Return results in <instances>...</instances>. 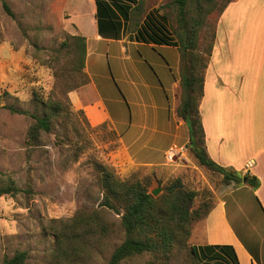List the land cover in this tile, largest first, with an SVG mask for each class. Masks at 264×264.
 Listing matches in <instances>:
<instances>
[{
  "label": "rangeland",
  "instance_id": "rangeland-1",
  "mask_svg": "<svg viewBox=\"0 0 264 264\" xmlns=\"http://www.w3.org/2000/svg\"><path fill=\"white\" fill-rule=\"evenodd\" d=\"M77 1L84 5L76 4ZM136 1L140 5L125 24V36L149 11L157 9L175 32L177 12L170 4L172 0ZM228 1L231 0H215L214 11L199 32V53L209 45L216 18ZM3 2L12 15L6 13ZM92 6L93 0H0V186L11 180L19 188L15 195L0 196V264L19 251L26 253L23 264H106L124 239V232L121 210L103 204L99 166L121 180L145 181L149 192L158 188L155 197L178 179L184 188L195 192L191 208L200 211L214 203L224 184L218 172L198 163L189 141L181 159H165L170 146H184L185 134L177 131L172 109L115 112L124 120L125 131L131 128L133 138L135 134L146 136L134 124L138 127L143 122L149 126L154 117L158 128L167 131L158 139L156 152L139 156L157 165H143L117 158L119 135L111 123L91 126L84 113L73 108L69 92L82 86L87 78L74 68L72 36L79 34L75 18L82 13L79 23L92 20ZM118 47L110 41L99 44L102 68L107 72L115 61L111 55L116 54ZM150 54L154 59L136 51V56L152 68L164 60L160 50L151 49ZM44 102L60 107L51 116V131L41 133L39 140L30 145L26 135L34 122L31 114L53 112ZM75 220L80 225L75 226ZM200 220L190 226L197 236L194 233L192 238L190 231L188 238L176 242L166 256L145 253L119 264H205L199 263L189 249L200 241ZM59 232L66 233L61 245L56 238Z\"/></svg>",
  "mask_w": 264,
  "mask_h": 264
},
{
  "label": "crops",
  "instance_id": "crops-1",
  "mask_svg": "<svg viewBox=\"0 0 264 264\" xmlns=\"http://www.w3.org/2000/svg\"><path fill=\"white\" fill-rule=\"evenodd\" d=\"M76 4L84 5L81 1ZM89 10L92 20L82 18L79 23L82 13L75 18L79 35L86 38L87 82L69 92L71 105L84 113L91 126L111 123L119 135L115 152L119 160L157 165L139 156L148 157L156 152L158 139L167 131L158 128L154 117L149 126L143 122L138 127L134 124L146 136L135 134L133 138L131 128L125 131L124 120L115 112L172 109L176 129L184 132L182 144L186 146L188 126L176 113L179 52L175 46L101 34L95 3ZM103 41L119 45L116 54L111 55L115 61L110 72L101 64L98 48ZM151 49L160 50L164 59L155 63L154 68L136 56V51H140L154 59ZM199 113L209 157L219 166L255 177L258 186L252 187L246 181L239 185L233 181L222 184L212 209L199 221L198 245L230 244L239 264H264V0H231L218 14ZM194 233L191 231V237Z\"/></svg>",
  "mask_w": 264,
  "mask_h": 264
},
{
  "label": "trees",
  "instance_id": "trees-1",
  "mask_svg": "<svg viewBox=\"0 0 264 264\" xmlns=\"http://www.w3.org/2000/svg\"><path fill=\"white\" fill-rule=\"evenodd\" d=\"M228 1L220 13L229 3ZM95 17L98 31L109 33L115 39L124 35L125 24L132 17L133 10L140 4L136 0H94ZM176 8L177 27L173 33L166 16L157 14V10L149 11L136 29L128 34L129 40L153 45L175 46L179 52V102L177 116L187 124L189 130V148L200 165L218 172L223 183L233 181L242 184L243 178L252 187L258 186L255 177L242 175L231 168L216 164L205 149L204 131L199 113V103L203 94L205 70L208 66L214 43V30L205 52H198V36L207 17L215 9V0H172ZM8 15H12L9 6L3 2ZM159 8H162L159 7ZM156 13V14H155ZM74 68L81 74L84 71L86 57V38L73 35ZM87 78L82 83L85 84ZM45 103V107L53 112L37 116L31 114L34 122L27 131L26 140L33 145L43 132H50L51 116L57 114L59 104ZM13 112L28 114L25 111L12 109ZM55 114V115H56ZM101 170V184L104 189L103 204L110 208L121 210L120 225L124 239L113 250L106 264H119L122 260L145 253H160L167 255L176 242H184L190 235L193 222L203 219L212 209L213 204L200 211L192 209L195 192L183 187L180 180L166 187L163 194L153 197L148 185L141 179L121 180L104 167ZM19 188L13 181L0 186V196L15 195ZM75 220L74 225L77 226ZM80 225V224H79ZM66 233L59 232L56 238L59 245ZM192 256L205 264H239L238 257L230 244H203L189 247ZM26 258L24 251L16 252L6 258L2 264H23Z\"/></svg>",
  "mask_w": 264,
  "mask_h": 264
},
{
  "label": "built area",
  "instance_id": "built-area-1",
  "mask_svg": "<svg viewBox=\"0 0 264 264\" xmlns=\"http://www.w3.org/2000/svg\"><path fill=\"white\" fill-rule=\"evenodd\" d=\"M185 151H186L185 146H179V147L175 145L170 146L165 152V159L170 162H173L178 158L181 159ZM247 166L249 167V164Z\"/></svg>",
  "mask_w": 264,
  "mask_h": 264
},
{
  "label": "water",
  "instance_id": "water-1",
  "mask_svg": "<svg viewBox=\"0 0 264 264\" xmlns=\"http://www.w3.org/2000/svg\"><path fill=\"white\" fill-rule=\"evenodd\" d=\"M186 148H187V145L185 146ZM246 181V178H243V182H245ZM159 189L158 188H155V189H153L150 193H151V195L152 196H157V194L159 193Z\"/></svg>",
  "mask_w": 264,
  "mask_h": 264
}]
</instances>
